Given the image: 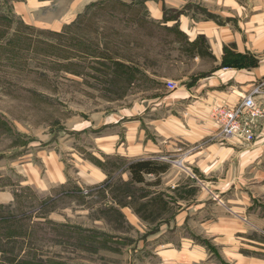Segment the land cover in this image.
I'll list each match as a JSON object with an SVG mask.
<instances>
[{
	"label": "crops",
	"instance_id": "0c3cea01",
	"mask_svg": "<svg viewBox=\"0 0 264 264\" xmlns=\"http://www.w3.org/2000/svg\"><path fill=\"white\" fill-rule=\"evenodd\" d=\"M53 1L20 0L13 10L28 26L58 31L109 2L60 0L61 7L68 6L64 17L38 24L37 10ZM189 1L147 0V10L138 14L137 21L149 31L165 32L146 34L147 45L163 59L157 60L176 66L174 72L146 70L140 77L133 62L123 61L133 88L148 85L158 95L148 124L126 114L99 126L94 136L83 135L87 146L82 153L89 158L84 180L91 184L113 173L108 166L112 156L122 159L119 171L129 180L131 162L168 164L160 174H145L146 182L131 180L143 194L124 201L115 196L111 202L134 232L106 233L100 243L123 252L121 264H264V117L252 142L236 136L210 140L218 131L213 107L234 105L238 92L264 83V0H215V20L195 21L187 12L178 21L165 18V8L186 7ZM33 14L34 21L29 20ZM106 14L118 12L108 9ZM167 81L177 87L170 89ZM167 90L173 93L162 96ZM261 90L264 103V86ZM56 150L46 153L54 157ZM168 156H180V162L165 160ZM26 168L40 178L35 165ZM48 182L67 184L69 177L59 167ZM25 183L34 188L33 182ZM41 185L44 189L45 181ZM4 197L11 194L1 191Z\"/></svg>",
	"mask_w": 264,
	"mask_h": 264
},
{
	"label": "rangeland",
	"instance_id": "374dc122",
	"mask_svg": "<svg viewBox=\"0 0 264 264\" xmlns=\"http://www.w3.org/2000/svg\"><path fill=\"white\" fill-rule=\"evenodd\" d=\"M19 1L0 0V192L11 194L0 198V263L14 256L15 264H121L126 255L101 244L100 237L134 230L111 201L144 192L119 171L123 161L114 156L108 159L113 173L104 182H86L83 135L94 136L99 126L126 114L148 124L158 95L148 85L133 88L123 61L133 62L140 77L146 70L176 71L147 45V33L165 32L149 31L137 21L147 0H128L130 6L109 0L104 9H91L58 31L24 24L13 10ZM67 7L60 0L41 7L38 24L64 17ZM108 9L118 15L106 14ZM186 12L195 21L217 18L215 0L165 8V18L178 21ZM28 16L34 21V14ZM259 85L264 83L254 89ZM257 99L264 105L262 90ZM54 148V157L46 153ZM31 164L38 180L26 168ZM59 167L69 182L50 186L48 177Z\"/></svg>",
	"mask_w": 264,
	"mask_h": 264
},
{
	"label": "built area",
	"instance_id": "2783aa9c",
	"mask_svg": "<svg viewBox=\"0 0 264 264\" xmlns=\"http://www.w3.org/2000/svg\"><path fill=\"white\" fill-rule=\"evenodd\" d=\"M170 89H175V81H167ZM261 85L249 93L240 95L234 105H216L212 109V118L218 126V131L211 139H226L236 136L244 141L255 140L256 131L264 117V105L258 101L257 95L261 92Z\"/></svg>",
	"mask_w": 264,
	"mask_h": 264
},
{
	"label": "trees",
	"instance_id": "16d2710c",
	"mask_svg": "<svg viewBox=\"0 0 264 264\" xmlns=\"http://www.w3.org/2000/svg\"><path fill=\"white\" fill-rule=\"evenodd\" d=\"M128 71V69H126ZM126 71V73H128ZM124 73V74H126ZM128 169L130 170L132 174V181L143 183L146 182L145 174H160L168 169V164H159L157 162H153L151 160H138L131 162L128 165ZM2 258L6 259V254L3 253ZM8 262H3L0 264H15L17 261V258L13 257H7ZM6 259V260H7ZM24 261H18V263H23Z\"/></svg>",
	"mask_w": 264,
	"mask_h": 264
}]
</instances>
